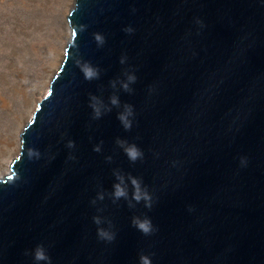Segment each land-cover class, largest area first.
Returning a JSON list of instances; mask_svg holds the SVG:
<instances>
[{
    "label": "water",
    "instance_id": "95a60500",
    "mask_svg": "<svg viewBox=\"0 0 264 264\" xmlns=\"http://www.w3.org/2000/svg\"><path fill=\"white\" fill-rule=\"evenodd\" d=\"M68 21L62 65L0 179V264H34L37 245L51 264H264V0H75ZM129 71L125 131L120 109L94 119L89 97L107 104ZM117 140L143 158L131 163ZM114 170L142 180L151 209L90 203ZM134 217L150 218L151 234Z\"/></svg>",
    "mask_w": 264,
    "mask_h": 264
},
{
    "label": "rangeland",
    "instance_id": "374dc122",
    "mask_svg": "<svg viewBox=\"0 0 264 264\" xmlns=\"http://www.w3.org/2000/svg\"><path fill=\"white\" fill-rule=\"evenodd\" d=\"M74 4L75 0H0V179L10 173L19 154L12 157L11 152L21 147V129L62 63ZM55 60L61 62L57 67L52 66Z\"/></svg>",
    "mask_w": 264,
    "mask_h": 264
},
{
    "label": "clouds",
    "instance_id": "9594fccd",
    "mask_svg": "<svg viewBox=\"0 0 264 264\" xmlns=\"http://www.w3.org/2000/svg\"><path fill=\"white\" fill-rule=\"evenodd\" d=\"M134 11V10H133ZM131 32V29H127ZM95 40L99 45L104 43L103 37L100 35L95 36ZM125 63L124 58L120 61ZM81 72L86 80L99 79V69L91 64L84 63L81 66ZM137 77L134 71L125 73L124 79H116L109 82L113 94L108 98L107 104L98 96L92 95L89 97V107L92 109L93 118L100 119L105 112L112 111L113 108L120 109L117 112V119L120 121L121 126L128 131L132 127V121L134 117V109L132 105H121L119 91L131 93L133 91L132 85L135 84ZM118 146L122 149L125 156L131 163H135L143 158V152L134 143H128L124 140H117ZM67 146L69 148L74 147V142L69 141ZM94 151L99 152L100 147L94 148ZM111 161V157H107ZM243 163V161H242ZM113 183L111 185V191L97 192L95 198L90 201L92 205H96L97 201H104L107 196L112 203H117L121 200L125 201L129 208H134L138 204H143L147 209H151L153 205L152 196L148 192L147 188L143 185L142 180L130 175H126L119 170L113 171ZM131 186V192L129 187ZM98 213L102 212V209H97ZM93 223L96 225L97 236L101 240L112 241L115 238V233L112 231V223L106 217L102 215H96L93 217ZM133 226L137 228L142 234L149 235L153 231V226L150 218L134 217ZM29 253L26 251L25 255ZM31 256L34 264H51V257L47 254L43 245H37L34 250L31 251ZM140 264H151V260L147 256L140 257Z\"/></svg>",
    "mask_w": 264,
    "mask_h": 264
},
{
    "label": "bare ground",
    "instance_id": "6f19581e",
    "mask_svg": "<svg viewBox=\"0 0 264 264\" xmlns=\"http://www.w3.org/2000/svg\"><path fill=\"white\" fill-rule=\"evenodd\" d=\"M69 6H70V8H72L73 5H69ZM70 12H71V10H70ZM70 12H69V14H70ZM67 22H69V21H67ZM67 37H68V35L66 34V35H65V38H67ZM64 50H65V48H64ZM64 55H65V51H64L63 56L61 55V56H62V62H63V59H64ZM59 62H60L59 60H58V61L55 60V62L52 63V66L57 67ZM60 63H61V62H60ZM61 65H62V63H61ZM61 65H60V66H61ZM60 66H59V68H60ZM52 70H53V69H52ZM58 70H59V69H58ZM54 71H55V70H54ZM53 77H54V76H53ZM53 77L51 78V80L53 79ZM51 80H50V82H51ZM49 85H50V83H49ZM49 85H48V88H49ZM43 97H44V96H43ZM38 103H39V100H38V102H37V106H38ZM37 106H36V108H37ZM36 108H34V111H35ZM32 114H33V112H32ZM28 118H29V117L27 116L26 119L23 120V123H26V122L28 121ZM31 118H32V117H31ZM31 118H30V119H31ZM29 121H30V120H29ZM29 121H28V123H29ZM26 125H27V124H26ZM23 129H24V127H22L21 131H23ZM21 133H22V132H21ZM21 133H20V134H21ZM20 145H21V144H20ZM20 148H21V147H20ZM18 153H20L19 148H18V147H14V148H13V151L11 152V156L14 157V156H16Z\"/></svg>",
    "mask_w": 264,
    "mask_h": 264
}]
</instances>
